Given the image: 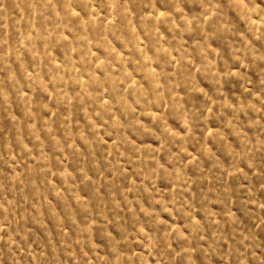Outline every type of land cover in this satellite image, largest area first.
<instances>
[{
	"label": "rangeland",
	"instance_id": "rangeland-1",
	"mask_svg": "<svg viewBox=\"0 0 264 264\" xmlns=\"http://www.w3.org/2000/svg\"><path fill=\"white\" fill-rule=\"evenodd\" d=\"M0 264H264V0H0Z\"/></svg>",
	"mask_w": 264,
	"mask_h": 264
}]
</instances>
